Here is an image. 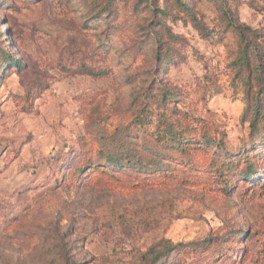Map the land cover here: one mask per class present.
Returning <instances> with one entry per match:
<instances>
[{
	"label": "rangeland",
	"instance_id": "374dc122",
	"mask_svg": "<svg viewBox=\"0 0 264 264\" xmlns=\"http://www.w3.org/2000/svg\"><path fill=\"white\" fill-rule=\"evenodd\" d=\"M183 2L0 0V264H264V0Z\"/></svg>",
	"mask_w": 264,
	"mask_h": 264
},
{
	"label": "trees",
	"instance_id": "16d2710c",
	"mask_svg": "<svg viewBox=\"0 0 264 264\" xmlns=\"http://www.w3.org/2000/svg\"><path fill=\"white\" fill-rule=\"evenodd\" d=\"M176 2H177V4L180 6V7H182L188 14H189V16L191 17V19H192V22H193V24H194V27L196 28V29H199L200 28V22H199V20H198V17L195 15V14H193L190 10H189V7L186 5V3H184L183 2V0H176ZM160 13L161 14H164L165 12L164 11H160ZM224 15H225V18L229 21V22H232V19H231V16L229 15V13L228 12H224ZM236 28H238L237 26H236ZM11 63H16V61H11ZM257 116L258 115H256L255 116V118H254V123H252V127H255L256 126V120L258 119L257 118ZM248 176V173H246L245 174V176Z\"/></svg>",
	"mask_w": 264,
	"mask_h": 264
}]
</instances>
